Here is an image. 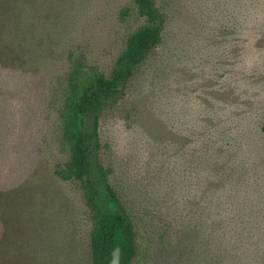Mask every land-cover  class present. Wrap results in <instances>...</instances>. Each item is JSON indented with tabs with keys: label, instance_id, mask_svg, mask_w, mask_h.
Instances as JSON below:
<instances>
[{
	"label": "rangeland",
	"instance_id": "1",
	"mask_svg": "<svg viewBox=\"0 0 264 264\" xmlns=\"http://www.w3.org/2000/svg\"><path fill=\"white\" fill-rule=\"evenodd\" d=\"M156 2L163 40L100 127L101 159L139 223L132 264H264V0ZM41 12L17 128L38 171L37 222L9 260L91 264L82 188L55 172L68 159L58 88L70 51L109 74L145 18L134 0H52Z\"/></svg>",
	"mask_w": 264,
	"mask_h": 264
},
{
	"label": "trees",
	"instance_id": "2",
	"mask_svg": "<svg viewBox=\"0 0 264 264\" xmlns=\"http://www.w3.org/2000/svg\"><path fill=\"white\" fill-rule=\"evenodd\" d=\"M134 1L145 22L128 35L111 72L88 64L72 50L66 82L58 88L68 159L55 172L65 180L78 181L82 188L92 219L91 264H108L118 245L121 264H132L141 247L139 223L111 180L113 168L100 155L102 115L125 96L139 66L163 40L167 17L156 0ZM51 2L0 0V264H35L9 260L12 249L19 247L37 222L39 195L38 171L31 172L21 159L23 136L17 128L25 109L18 101L19 93L36 76L43 29L48 26V16L41 11Z\"/></svg>",
	"mask_w": 264,
	"mask_h": 264
},
{
	"label": "water",
	"instance_id": "3",
	"mask_svg": "<svg viewBox=\"0 0 264 264\" xmlns=\"http://www.w3.org/2000/svg\"><path fill=\"white\" fill-rule=\"evenodd\" d=\"M122 249L118 245L112 252V259L108 264H121Z\"/></svg>",
	"mask_w": 264,
	"mask_h": 264
}]
</instances>
